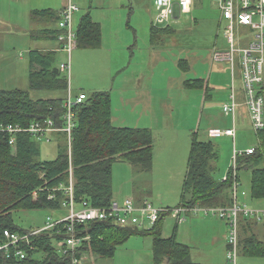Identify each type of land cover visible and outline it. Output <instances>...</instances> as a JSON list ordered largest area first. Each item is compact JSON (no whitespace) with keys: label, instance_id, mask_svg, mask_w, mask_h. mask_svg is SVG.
Wrapping results in <instances>:
<instances>
[{"label":"rangeland","instance_id":"1","mask_svg":"<svg viewBox=\"0 0 264 264\" xmlns=\"http://www.w3.org/2000/svg\"><path fill=\"white\" fill-rule=\"evenodd\" d=\"M71 1L78 7L72 17L73 29L91 5L94 18L101 22L102 35L98 48L75 47L71 51L68 76L71 96L79 91L108 90L111 103L122 117L133 119L136 112L140 113L143 107L149 106L156 118L154 122L147 119L153 132V168L144 171L139 165L115 161L112 170L114 199L121 201L126 197L147 196L157 206H177L192 131H197L199 139H205L207 128L232 126L231 116H225L221 110V102L225 97L227 99L231 84L230 66L212 58L213 51L229 46L223 35L225 22L216 0H194L189 13L168 23L171 32L160 35L153 43L149 39V25L154 15L152 0ZM29 25L30 29L41 27L38 23ZM21 28L8 26L5 37L0 36V89L27 90L32 98L67 97L68 90L29 88L27 51L37 48L39 43H29V40L17 36L22 32ZM236 34L247 39L252 32L243 27ZM66 58L64 52L58 54V62ZM180 59H185L187 66H180ZM135 78L144 87L133 89L138 83ZM198 78L207 81V87H187L184 84L186 80ZM236 84H239L237 80ZM235 128L234 141L230 136L212 138L218 151L213 172L216 178L224 177L226 172L221 177L224 164L231 165L233 148L244 151L256 145L257 138L247 118L240 114ZM38 146L40 160L54 159L59 151L56 138L40 140ZM239 175L238 200L250 206L258 199L251 198L249 193V170H242ZM259 200L264 203L263 199ZM66 212V209L18 210L14 212V221L22 228L36 227L44 223L47 215L62 216ZM163 221L166 236L171 234L175 221L170 216H165ZM246 256L239 251L238 264H264V257L251 262ZM80 263L153 264L152 238L133 235L116 247L112 257L85 252Z\"/></svg>","mask_w":264,"mask_h":264},{"label":"trees","instance_id":"2","mask_svg":"<svg viewBox=\"0 0 264 264\" xmlns=\"http://www.w3.org/2000/svg\"><path fill=\"white\" fill-rule=\"evenodd\" d=\"M32 17H44L56 23L59 13L49 9L33 10ZM171 30L169 25H152L151 36L156 41L160 35ZM40 32L56 39L59 31L57 28L47 27ZM75 35L77 47L98 48L101 45V26L92 19L89 10L80 16ZM178 63L182 67L187 66L185 59H180ZM28 68L30 89L63 92L69 89L68 77L60 71L55 51L30 50ZM184 84L187 87L204 88L207 81L190 79ZM80 92L85 94V98L74 106L75 124L71 131L70 157L66 138L62 133L53 135V139L56 138L59 142L56 157L40 160L39 140L32 133L16 132L13 143H10L11 134L0 130V244L7 242L5 230L19 235L28 234L26 240L0 249V264H73V258L80 259L85 252L112 257L116 247L133 235L152 238L153 264H199L191 259L189 245L177 239L175 230L170 236L162 237L164 217L150 228L125 226L109 219L76 223L74 228L77 235L88 236V239L82 241L74 252L67 253L60 252L56 247L57 241L68 236L66 222L35 234L29 233L41 228L44 223L29 228H22L15 223L14 212L18 210L64 209L62 202L66 194L61 186L69 182L70 166L75 202L86 200L95 207H106L114 200L112 170L115 161L139 165L144 171L152 168L151 129L113 125L110 91H79L75 96ZM65 99V96L32 98L27 90L0 89V128L7 124L26 127L44 118H53L55 125L61 126L58 116L63 111ZM208 129L205 139H199L197 131L191 133L186 171L177 206H227L232 202L230 166L224 175L226 178H216L213 175V162L218 158V151L212 137L207 134ZM255 135L257 142L253 146V152L238 154L236 157V176L239 182L240 171L249 170L250 196L264 200V128L255 131ZM57 217L60 216L53 218ZM239 246L240 251L248 256L264 257V242L254 234L244 240L239 239ZM18 249L25 253L23 257L16 253Z\"/></svg>","mask_w":264,"mask_h":264},{"label":"built area","instance_id":"3","mask_svg":"<svg viewBox=\"0 0 264 264\" xmlns=\"http://www.w3.org/2000/svg\"><path fill=\"white\" fill-rule=\"evenodd\" d=\"M221 18L223 19V35L228 43L227 49H216L212 53L215 61L229 64L231 70V84L227 100L221 104L224 115L235 119L237 107L244 105L247 109L250 126L254 131L264 128V0H216ZM155 10L153 17L154 25H168L170 21L189 13L193 0H152ZM78 10L76 4L68 0L67 4L60 9L59 18L56 22L58 34L57 40L61 43V50L66 54V60L59 63L60 71L67 77L70 73L71 51L77 47L75 29L72 27L73 13ZM247 27L252 34L247 39L240 38L236 31ZM239 85L236 84L237 76ZM241 96V98L239 97ZM85 94L80 92L72 97L68 90V95L62 104V113L58 116L62 125L56 126L53 118H44L35 121L28 126L21 124H7L0 130H5L11 134L10 143L14 141V133L28 131L37 140H52L55 133L65 135L68 147V155L71 153V131L75 124L74 106L83 101ZM208 136L215 138L220 136H230L234 139L236 129L231 127H211L208 129ZM253 152V147H248L244 151H237L233 148L232 162L230 165V177L232 179V202L227 206H204L178 205L175 207H163L153 204L149 200L136 203L131 198L121 201L112 200L106 207L92 206L88 201L75 202L73 193L72 167H69V182L61 186L66 194L62 206L67 210L66 214L53 218L47 216L43 226L29 234L54 228L61 222H66L68 236L56 242L57 249L62 253L74 252L82 241L88 236L82 237L75 232V224H82L93 220H112L125 226H137L139 228H150L158 219L165 216L174 218L176 222H183L187 215L201 213L203 215L217 216L227 223V249L226 259L230 264H238L239 246V220L242 216L260 219L264 216V209H254L246 203L238 200L237 193V172L236 157L238 154ZM226 178V176H224ZM242 195L244 192H241ZM51 197V196H49ZM78 205V207H77ZM7 242L0 244V249L8 245L17 244L28 238V234L19 235L4 231ZM20 256H24L21 249L16 250ZM81 259V258H80ZM80 259L73 258L72 263H79Z\"/></svg>","mask_w":264,"mask_h":264},{"label":"crops","instance_id":"4","mask_svg":"<svg viewBox=\"0 0 264 264\" xmlns=\"http://www.w3.org/2000/svg\"><path fill=\"white\" fill-rule=\"evenodd\" d=\"M77 1L81 3V0H77ZM67 2L68 0H0V36L2 34L3 37H5V34L7 33L6 29L8 26L14 25L15 27H19V28L22 27L23 28V29L21 28L22 32L16 34L17 36L19 37L22 36V38H24V41L29 40L28 41L29 43L30 42L39 43V46H36L37 48L28 49L27 61H28V52L30 50L50 49L56 52V63L57 65H59L60 62H58V54L61 52H64L63 50H61V43L57 39H53L51 37H46L42 35L40 32L42 29L47 28V27L57 28L56 23L44 17L33 18L32 11L49 9L50 11L59 12L60 9H62L67 4ZM88 10L90 11V14L92 15L91 17H93L92 19H94V21L98 22L101 25L100 20H97L96 18H94L95 16H94L93 6L91 7V5H88V7L86 8V11ZM154 13H155V10H154ZM30 23L31 24L38 23L41 27L37 29H30L29 27ZM152 25H154L153 21H151V24L149 25V37H150L149 39L151 43L155 41L151 36V26ZM27 27H29V29H27ZM28 71H29V68H28ZM118 72H120V70H117V73ZM236 76H237V71H236ZM236 78H237V81L239 82L238 76ZM135 80L138 82L137 78H135ZM139 87L142 88L144 86L142 85V83L138 82L137 84H134L133 89L134 88L137 89ZM239 97L241 98L240 95ZM226 100L227 99L225 97V100H223V102ZM223 102H221V104ZM111 107H112L111 120H112L113 125L149 128L152 131V124H150L149 121L154 122V119L156 118L154 117V112L151 107L149 106L143 107L144 109L141 110L140 113L136 112V114L134 115V118L132 119L131 117L130 120L120 115L118 109L114 108L113 102L111 103ZM240 114L243 118H247L248 123L250 124L247 109L245 108L244 105L241 104L237 107L234 121H233V118L231 117L230 121L232 125L234 122V126H235L237 122V117ZM221 123L225 124L226 122L221 121ZM215 162L216 161L213 162V166H214L213 172L216 170ZM227 163L226 165L224 164V168L222 166L221 177L224 175V172L227 171V167H228ZM152 166H153V163H152ZM127 198H131L136 203H142L145 200H149L147 196L137 197V198H132V197H127ZM260 201L261 200L258 199L254 203L250 204V206H248L247 204V206L250 208L263 210L264 203L261 204ZM160 205L164 206L163 204H160ZM165 206H172V205L167 204ZM199 214L201 213L188 215L183 222H176L174 220L175 223L171 227L172 232L173 230H175L177 239L180 242L189 245L191 259L194 262L199 263V264H230L227 261L226 255H225V251L227 249V232H228V227H227L226 222L216 216L210 217L212 215H203V214L199 215ZM164 225H165V222H163L161 235L162 237H168L171 234L166 235V236L163 234ZM252 234H254L259 240L264 242V218L256 219L254 217H241L240 223H239V239L244 240L246 237ZM244 255L246 256V254ZM246 260L251 261V262H256L257 260H262V258L252 257V256L247 255ZM80 262H81V259L79 263L77 264H81Z\"/></svg>","mask_w":264,"mask_h":264}]
</instances>
